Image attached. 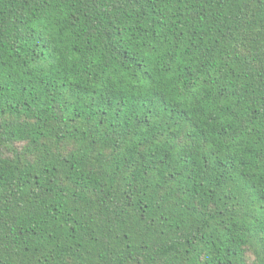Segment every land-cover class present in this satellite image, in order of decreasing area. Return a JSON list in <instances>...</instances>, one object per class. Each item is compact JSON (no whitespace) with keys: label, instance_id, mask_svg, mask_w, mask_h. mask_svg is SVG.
<instances>
[{"label":"trees","instance_id":"1","mask_svg":"<svg viewBox=\"0 0 264 264\" xmlns=\"http://www.w3.org/2000/svg\"><path fill=\"white\" fill-rule=\"evenodd\" d=\"M0 264H264V0H0Z\"/></svg>","mask_w":264,"mask_h":264}]
</instances>
